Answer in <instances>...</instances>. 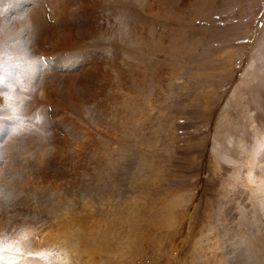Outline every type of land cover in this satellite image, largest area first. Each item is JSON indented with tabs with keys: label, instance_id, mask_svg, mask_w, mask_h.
I'll return each mask as SVG.
<instances>
[{
	"label": "rangeland",
	"instance_id": "obj_1",
	"mask_svg": "<svg viewBox=\"0 0 264 264\" xmlns=\"http://www.w3.org/2000/svg\"><path fill=\"white\" fill-rule=\"evenodd\" d=\"M106 6L136 83L88 121L75 188L0 224L13 264H264V0Z\"/></svg>",
	"mask_w": 264,
	"mask_h": 264
},
{
	"label": "bare ground",
	"instance_id": "obj_2",
	"mask_svg": "<svg viewBox=\"0 0 264 264\" xmlns=\"http://www.w3.org/2000/svg\"><path fill=\"white\" fill-rule=\"evenodd\" d=\"M107 3L0 0V224L22 223L17 207L40 208L71 192L77 164L96 150L106 107L131 96V60L121 70L119 46L106 57L101 50L114 38L101 21Z\"/></svg>",
	"mask_w": 264,
	"mask_h": 264
},
{
	"label": "snow or ice",
	"instance_id": "obj_3",
	"mask_svg": "<svg viewBox=\"0 0 264 264\" xmlns=\"http://www.w3.org/2000/svg\"><path fill=\"white\" fill-rule=\"evenodd\" d=\"M7 252L9 259H16L21 253L19 241L3 242L0 241V255Z\"/></svg>",
	"mask_w": 264,
	"mask_h": 264
},
{
	"label": "clouds",
	"instance_id": "obj_4",
	"mask_svg": "<svg viewBox=\"0 0 264 264\" xmlns=\"http://www.w3.org/2000/svg\"><path fill=\"white\" fill-rule=\"evenodd\" d=\"M21 239H22V237H21ZM4 242L7 243L8 241L5 240ZM20 255H22V253H20ZM14 261H15V259H9L8 258L7 252L0 255V264H13ZM16 264H19V262L17 261ZM63 264H70V261L65 259L63 261Z\"/></svg>",
	"mask_w": 264,
	"mask_h": 264
}]
</instances>
